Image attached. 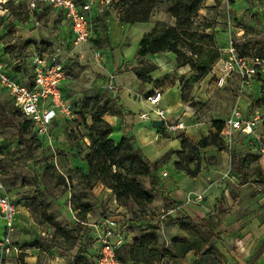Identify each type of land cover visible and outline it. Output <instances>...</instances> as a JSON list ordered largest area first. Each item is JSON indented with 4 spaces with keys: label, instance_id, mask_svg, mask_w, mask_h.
<instances>
[{
    "label": "rangeland",
    "instance_id": "rangeland-1",
    "mask_svg": "<svg viewBox=\"0 0 264 264\" xmlns=\"http://www.w3.org/2000/svg\"><path fill=\"white\" fill-rule=\"evenodd\" d=\"M259 2L260 0H203L201 7L192 18L194 24H199L200 27L210 24L205 31L214 35L216 46H221L224 45L225 40L222 27L228 25L224 18L229 16L232 22L234 20L246 29V39L238 40L244 46L248 45L250 39H257L253 35V29L262 14L257 10L252 13V7ZM45 6L47 5L41 6L42 11L33 13V20L28 18L29 13L23 14L22 16L26 17L21 20L9 9L2 15L3 17H0V25L7 24V32L4 35L7 45L13 46V43H9L11 39H16L15 42L21 44L25 40H40L39 50L45 48L51 52V56L66 58L69 77L62 84V91L71 104L74 115L57 118L46 135L36 136L29 132L27 134L29 143L35 146L31 149L19 137L18 123L23 117L14 111L15 106L11 98L4 89L0 88V183L2 185L0 194H9L19 208L18 226L12 233V242L20 249L30 248L29 255L34 256L35 263L39 264H66L79 256L90 261L93 260V255L91 256L95 234L93 224L98 223L102 217L112 214L119 218L126 242L131 233L134 236L141 232L148 233L154 224L157 225L154 229L159 236L160 246H169L171 238L181 235V232L176 224L168 223L167 215L175 214L182 209L170 202L165 197L166 194L161 192V186L158 185L160 179L157 186H154L149 183L148 178H141L144 187L154 193V200L143 209L130 205L125 207L126 211L108 210L106 203L96 206L93 191L89 192L86 199L81 196L82 200H88L91 204V209L83 220L78 211L70 205V198L72 193L77 194L83 189L84 182L79 171H76L77 167L70 161L71 152L61 144H72L76 148L75 152L84 155L89 140L83 136L86 133L83 122L90 123L92 110L104 106L107 107L104 114L119 113L117 99L112 95L116 94L118 98V88L129 89L137 81L139 86L134 96L143 99L155 87L159 88L164 94V100L168 102L170 111L167 115L173 120H181L186 124L185 131L169 132L162 128L164 133L178 135L184 132L190 141L196 139L194 136L212 130L213 128H209L210 122L212 125L213 120L225 118L232 106L252 105L251 90L238 79L220 87L210 71L202 78L196 79L197 71L191 69L189 65H179L175 54L168 50L155 54L147 53L143 56L136 55L138 42L142 36L157 34L165 26L174 24V18L167 11V2H157L148 21L145 22L118 20L119 7L111 8L105 13L103 20L99 22L98 37L93 41L94 46L102 51L103 67L97 65L89 52L82 59L83 64L81 59L69 53L66 46L70 38L69 28L63 27L60 23L61 15L55 8ZM29 23L36 25L37 30L31 32ZM14 28L20 32L19 35L15 34ZM7 51L8 55L5 56L4 62L11 64L14 77L20 80L30 79L31 68L27 61L30 55L29 43L21 52L16 47H10ZM116 68L119 71H116ZM110 71L115 75L113 90L105 86L106 73ZM137 77L139 80H136ZM118 79L123 83L118 85ZM129 79H132L131 83ZM85 96L92 97V101L89 107L82 108L81 101ZM174 100L177 101L176 107L171 105ZM95 102L97 104L92 107ZM117 140L119 142L121 137ZM150 150L151 147H147L141 151L146 156L148 152L151 153ZM224 150L228 153V158H231L230 149L224 146ZM199 156L202 161L204 156L201 149ZM149 159L157 161L155 172L160 169L162 164L160 160ZM189 166L193 167L194 163H190ZM251 169L249 161H246L243 167L244 177L247 180L242 183L244 189L248 193L256 187L260 191L264 190V179H251ZM59 175L64 178V183ZM39 190L43 192V196L40 195ZM31 196H37L35 205L30 204ZM191 199L195 200L196 197ZM188 200L187 198L186 202ZM261 207L262 205L259 204L260 209ZM47 215L52 219L48 220ZM212 215L216 218V213ZM58 228H63L67 234L62 236ZM3 232L0 221V235H3ZM211 244L217 249L223 264H252L254 262L252 258H255L259 251L264 250V243L259 239L258 243L250 245L251 248H246L244 253L249 252L250 255L244 256L243 259L242 255L238 254L240 248L235 244L232 247L231 243L220 234L219 239L212 240ZM229 250L241 259L237 260ZM24 255L21 250L18 254L19 261L20 258L24 261ZM194 255L195 258L191 256L185 258V255L171 260V264H199V257L195 253Z\"/></svg>",
    "mask_w": 264,
    "mask_h": 264
},
{
    "label": "trees",
    "instance_id": "trees-1",
    "mask_svg": "<svg viewBox=\"0 0 264 264\" xmlns=\"http://www.w3.org/2000/svg\"><path fill=\"white\" fill-rule=\"evenodd\" d=\"M157 2L168 3L167 11L174 18V24L165 26L157 34L142 36L138 42L136 55L143 56L147 53L155 54L160 51H171L175 54L179 65H189L191 69L197 71L195 78H202L211 70L213 63L221 55L220 46H216L214 35L205 31V28L209 27L210 24H204L200 27L199 24H194L192 18L201 7L203 0H121L116 6L120 8L118 20L128 22L148 21ZM7 7L8 10L11 9L15 12L21 20L26 17L22 15L28 13L27 10L13 1H9ZM45 7H48V5ZM36 12L38 11H33V13ZM6 25L4 24L3 27L6 28ZM32 42L36 43L37 41L25 40L22 44L14 42L13 46H11L12 44L5 45L3 47L4 51L0 54V59L5 60V56L8 55L7 49L9 50L10 47H16L21 52L28 43L31 44ZM252 44H257L260 49L264 47V40H255L252 41ZM245 47L248 46L245 45ZM116 71H119L118 68H116ZM10 74L14 77L15 73L12 68ZM63 96L65 97L64 94ZM91 101L92 97H83L81 107H89ZM96 104L97 102L92 107ZM14 111L21 115L17 108ZM106 111L107 107L105 106L94 109L91 113L90 123L83 122L86 129L83 136L89 140L87 151L83 155L87 163V169L82 170L77 167L76 171H79L84 187L77 194L72 193L70 198V205L78 211L80 218L83 220L90 211L91 204L88 200H82L81 196L86 199L97 182L110 188L119 204L124 206L135 205L139 209L145 208L154 200V193L144 187L141 178H148L151 185L159 182L155 173L157 161H151L142 153L140 146L135 145V136L122 137L119 142H115L110 137L111 125L103 118ZM222 125L223 120H213V129L207 135L201 136L197 142L190 141L184 132H180L177 136L180 139L181 149L176 151L175 169L196 176L201 170L199 156L201 148L210 144L217 146L218 149H224V146L227 147L220 136ZM160 131H163V129L161 128ZM29 132L33 133L30 130V122L23 117L18 123L19 137L22 142L27 143L32 149L35 146L29 143L30 140L27 138ZM256 158V154H248L243 157L231 155L232 166L240 175V183L247 181L243 172L244 163ZM192 162L194 166L190 167L189 164ZM251 172L256 174L258 179H264L262 168L255 166ZM59 178L62 179L63 183L65 182L61 175H59ZM68 179H71V177H68ZM39 193L43 196L41 190H39ZM36 197H29L30 204L35 205L37 202ZM165 197L173 204L179 205L177 201L169 196L165 195ZM180 207L182 210H178L175 214H168L166 220L168 223L176 224L181 235L174 236L171 238L169 246L162 247L159 244V236L154 229L157 225L153 224L150 232H141L134 237L132 243L125 242L116 249L120 264L163 263L184 257L191 250L199 257V264H223L218 256L217 249L211 244L212 240L219 239V231H216L219 218L217 216L214 218L209 213L204 215L194 214L188 206ZM46 217L48 220L52 219L50 215ZM58 230L62 236L67 234L63 228H58ZM20 262L25 264L23 258H20ZM66 264H93V260L87 261L85 257L79 256Z\"/></svg>",
    "mask_w": 264,
    "mask_h": 264
},
{
    "label": "built area",
    "instance_id": "built-area-1",
    "mask_svg": "<svg viewBox=\"0 0 264 264\" xmlns=\"http://www.w3.org/2000/svg\"><path fill=\"white\" fill-rule=\"evenodd\" d=\"M13 1L22 6L29 14H33L39 5L52 6L61 15V20L70 30L67 41L69 53L77 56L80 61L89 52L98 66L103 67V54L99 47L94 46L97 20L111 8H115L121 0H0V12L8 10L7 3ZM260 10L264 15V0H260ZM7 31L0 25V54L4 51V34ZM243 31L231 35L227 46L220 47L221 55L213 63L210 72L216 84L224 86L226 80L233 74L247 83L257 78L264 100V47H245L238 42L243 37ZM40 42H34L28 56L31 68L30 79H17L10 74L11 65L0 59V86L12 100L13 105L21 115L29 120L30 130L37 136L46 135L51 124L58 116L72 117L73 109L63 96L62 84L69 77L66 58L51 56L48 49L39 50ZM105 86L109 90L115 87V75L106 73ZM148 109L139 113L144 120L162 119V127L169 132L184 130L186 124L181 120H173L166 110L160 106L162 91L157 88L144 96ZM264 105L255 107L245 115L238 105L231 107L228 116L223 120L220 136L228 146L233 140L235 131L251 136L258 152L264 154ZM0 183V188H1ZM196 199H202L197 195ZM18 209L9 194H0V216L4 224V232L0 238V264H6V258L13 255L12 264H22L18 259L21 251L12 242V233L16 228ZM95 227L93 249V264H120L116 249L126 242L125 232L120 226L118 217L108 214L100 219ZM165 261L156 264H171Z\"/></svg>",
    "mask_w": 264,
    "mask_h": 264
},
{
    "label": "crops",
    "instance_id": "crops-1",
    "mask_svg": "<svg viewBox=\"0 0 264 264\" xmlns=\"http://www.w3.org/2000/svg\"><path fill=\"white\" fill-rule=\"evenodd\" d=\"M42 5H39L36 11H42ZM256 10L262 14L260 10V4L254 5L252 7V13ZM7 11H5V13H7ZM2 15H4V12H0V16ZM29 15L30 16H28V18L33 20L34 15ZM103 17L104 16L98 17L96 34L93 39L94 41L98 37V29L100 27L99 22L103 20ZM232 17L234 18L235 16ZM259 17L261 19L259 18L257 26H255L253 29V35L257 39H250L248 45L246 44L248 47L258 46L257 44L253 45L252 41L264 40V15ZM236 18H238V16H236ZM224 21L228 22V25H223L222 27L224 29L223 33L225 35V40L224 45H221L220 47L227 46L230 36L241 31L244 32L242 41L246 39L247 32L243 25L235 22L234 20L232 22L229 16L225 17ZM60 23L63 25V27L69 28V26L63 23L62 20H60ZM29 24L31 25V32L34 29L37 30L36 25L31 23ZM14 30L16 31L15 34L19 35L20 32L16 28H14ZM4 35H6V33ZM5 39L6 38L3 37V43L4 45H7ZM15 41L16 39H11L9 43H14ZM36 41L40 42V40ZM33 43L34 42L29 44L30 50ZM48 47L50 48V46ZM81 64H83V61H81ZM234 79L240 80L242 84H246V86L251 90L253 104L250 106L238 105L245 115L250 114L252 109L255 107L264 105L260 83L257 78H252L247 83H245L238 75L233 74L226 80L224 86H226L228 82H232ZM136 80H139L138 77ZM65 82L66 81L64 80L63 84ZM129 82L131 83L132 79H129ZM120 83L123 82L122 80L118 79V85ZM132 86L133 87L129 89L126 87L123 89L122 86V88H118V98L116 94L112 95V97L114 96L117 99L116 103L119 105L118 109L120 112L103 115V118L111 125L110 137L115 142H118L117 139L120 137L122 138L133 135L136 137L135 145L140 146L142 151L144 148L151 147V153L148 152L146 156L148 158H156L157 160H160V163H162L160 169H157L155 172L158 179H160L158 185L161 186V192L177 201L179 203L178 206H188L194 214L204 215L208 212L212 215L213 213H216V216L219 218V224L217 226L218 229L216 231H219L221 237L230 242L232 247L234 246L233 244H235L240 248L238 249V254H241L242 258L247 256L249 252H246L247 254L244 253L246 248L250 247V245L253 246L254 244L258 243L259 239L262 241V243H264V239H262V236H264V190L260 191L259 188L256 187L254 190H250L248 193L246 189H244V184L240 183V175L236 172V169L233 168L231 158H228V153L224 149H218L217 146L213 144L201 148V153L204 156V159L200 161L201 170L196 176H191L182 170L175 169L174 162L177 160L176 151L181 149L179 137L174 134L167 135L164 133V130L160 131L159 128L153 127L151 123L148 122V120H144L139 117L140 112L148 109V104L144 98L140 99V97L134 96L135 90L138 91V81ZM154 89H157V87ZM165 100L164 94L162 93L160 106L163 107L168 113L170 110L168 108V102ZM171 105L172 107H176L177 101L174 100L171 102ZM59 117L62 116H58L57 118ZM225 118L221 120H224ZM209 128H213L211 122ZM259 130L264 132V127H259ZM208 133L209 132L206 131L197 137L194 136L196 139H193L192 141L197 142L201 136L207 135ZM65 141H67V139H65ZM61 146H64L65 149L67 148V150L71 152L69 158L75 167H79L82 170L87 169L86 160L83 158V155L79 154V152H75L76 148L74 145H66V143H62ZM227 148L230 149L231 154L237 155L238 157H243L248 154H256L257 158L255 160L249 161L250 168L253 169L255 166H257L264 170V154L258 152L251 136H247L239 131H235L233 140L229 146L227 145ZM251 174V179L261 180L258 179L256 174ZM154 186L157 185L155 184ZM92 191L96 201V206L100 203H106L108 210L116 209L118 211H126V206L117 202L115 194L112 192V190L108 187H104L100 182H97L94 185ZM153 191L155 190L153 189ZM197 195H201L202 199H191V197H196ZM187 198L189 200L186 202ZM12 199L15 202L14 198ZM259 204L262 205V209L259 208ZM17 209L19 213L18 206ZM199 211L204 212L200 214L198 213ZM18 213L16 217V228L18 226ZM0 221L2 222L3 232L4 224L1 216ZM1 237L2 235H0V238ZM134 237V234L131 233L128 243H132ZM20 250L25 253V264H35L36 258L29 255L31 253L30 248L26 247ZM230 252L236 257L237 260L241 259L239 256H237V254H234L232 251ZM190 256L195 258L194 251H189L185 258H189ZM252 259H254L252 264H264V250L259 251L255 255V258L253 257ZM14 260V256L9 255L6 258V264H12Z\"/></svg>",
    "mask_w": 264,
    "mask_h": 264
},
{
    "label": "water",
    "instance_id": "water-1",
    "mask_svg": "<svg viewBox=\"0 0 264 264\" xmlns=\"http://www.w3.org/2000/svg\"><path fill=\"white\" fill-rule=\"evenodd\" d=\"M150 123L155 128H161L162 127V119H156V118H154V119L151 120Z\"/></svg>",
    "mask_w": 264,
    "mask_h": 264
}]
</instances>
